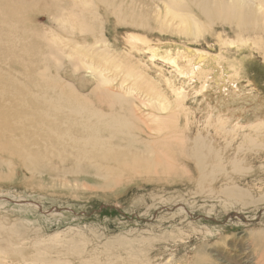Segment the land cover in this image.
Wrapping results in <instances>:
<instances>
[{"label":"rangeland","instance_id":"rangeland-1","mask_svg":"<svg viewBox=\"0 0 264 264\" xmlns=\"http://www.w3.org/2000/svg\"><path fill=\"white\" fill-rule=\"evenodd\" d=\"M244 1L0 0V264H264Z\"/></svg>","mask_w":264,"mask_h":264},{"label":"bare ground","instance_id":"bare-ground-1","mask_svg":"<svg viewBox=\"0 0 264 264\" xmlns=\"http://www.w3.org/2000/svg\"><path fill=\"white\" fill-rule=\"evenodd\" d=\"M175 3L176 2H178V1H180V0H173ZM232 1V3H231V8L230 7H228V6H225V5H217L216 3H215V12H214V14L216 15V16H225V17H229V16H234V14H235V12H240L238 9H246L245 8V5H246V3H248V2H246V1H244V0H231ZM249 1H252L253 2V4H256V5H261V3H264V0H249ZM179 4V3H178ZM181 5H179L178 7H180ZM243 14V13H242ZM76 15V14H75ZM77 16V15H76ZM243 15H240V17H239V19H241V17H242ZM192 19V18H191ZM232 19V18H231ZM78 20H79V18H78ZM78 20H77V22H78ZM188 21V20H187ZM188 23L189 24H194L192 21H188ZM190 25V26H191ZM82 26L85 28V30H86V28L87 27H85V24L83 23L82 24ZM193 27H195L194 25H192ZM197 27V26H196ZM83 28V29H84ZM87 52H89V51H87ZM86 52V53H87ZM99 57H102V56H100V55H98ZM105 56V55H104ZM170 59V58H169ZM107 62V61H106ZM90 67V66H89ZM99 75H100V73H99ZM101 83H106V81L105 80H101ZM54 110H55V112H57V113H59V114H62V110H63V106H62V104H60L59 105V103H58V105L56 106H54ZM38 113V112H37ZM43 117L45 118L46 116L45 115H43ZM57 117V116H56ZM62 117V116H61ZM47 118V117H46ZM71 117H69V116H66V117H63V122H60V124L61 125H63V127L65 126V124L67 123L68 125H69V123H71L72 125H74V124H76V123H73V122H70L71 120ZM22 121H26V120H23V119H21ZM21 120L18 122V125H20L19 123H21ZM56 120H57V122L58 121H60V116H59V118H56ZM2 121H5V118H3L2 116H1V114H0V126L2 127L4 124H3V122ZM114 120H112V121H110V122H113ZM44 124V123H43ZM85 125H84V127H82V128H85V129H93V127L89 124V125H86V123H84ZM118 124H120L119 122H118ZM83 125V124H82ZM21 126V125H20ZM69 126H71V125H69ZM7 128L4 126V127H2L0 130L2 131V132H6L7 130H6Z\"/></svg>","mask_w":264,"mask_h":264}]
</instances>
